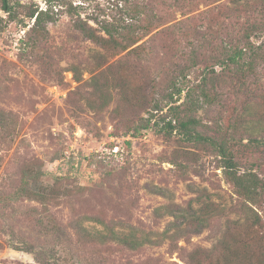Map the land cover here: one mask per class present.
Wrapping results in <instances>:
<instances>
[{
    "label": "rangeland",
    "instance_id": "1",
    "mask_svg": "<svg viewBox=\"0 0 264 264\" xmlns=\"http://www.w3.org/2000/svg\"><path fill=\"white\" fill-rule=\"evenodd\" d=\"M9 1L10 15L0 7V264H187L191 250L212 249L224 236L231 241L254 230L246 222L250 204L226 180L216 146L157 128L173 106L191 100L185 89L176 92L180 70L188 72L189 85L210 76L207 89L216 97L194 94L197 107L178 117L194 118L200 135L226 142L239 172L253 171L264 181V62L242 85L215 61L243 24L264 21V0H248L246 11L231 0H154V27L138 42L146 41L149 51L141 60L127 50L108 54L84 38L65 7L53 9L56 20L39 37L26 13L29 6L45 8V0ZM72 1L85 8L107 4ZM97 52L106 55L100 67ZM109 65L126 67L124 99L134 98L124 103L111 86L102 107L90 81ZM139 80L161 110L153 113L154 127L133 136L132 128L148 116L136 101ZM26 166L41 170L39 182L53 188L44 205L16 191ZM208 201L216 205L208 225L172 243L161 239L131 250L93 235L123 229L154 233V240L173 229L169 210L199 209ZM255 210L264 235V207Z\"/></svg>",
    "mask_w": 264,
    "mask_h": 264
},
{
    "label": "trees",
    "instance_id": "2",
    "mask_svg": "<svg viewBox=\"0 0 264 264\" xmlns=\"http://www.w3.org/2000/svg\"><path fill=\"white\" fill-rule=\"evenodd\" d=\"M154 0H107L105 6L99 3L85 8L82 1L74 3L72 0H45V8L38 6H29V11L26 16L32 20L30 29L37 33L39 37L48 35L47 23L54 22L56 15L53 9L56 7H65V13L70 17L73 28L78 31L84 38L90 40L108 54H116L118 52L127 50L132 56L141 60L149 53L145 42L138 43L153 29L155 16L153 14ZM189 2V0H186ZM237 8V11H246V4L248 0H231ZM0 7L8 15L11 14L12 5L9 0H0ZM87 9L90 11L87 12ZM59 11V10H58ZM82 13H86L82 15ZM242 33L238 36H232L225 39L218 56L215 57L216 64L221 69L228 72L229 77L235 78L236 82L244 85L251 77H256L259 62H264V21L253 23L246 22L243 24ZM252 38H259V43L252 40ZM98 61V67L106 63V55L99 52L94 54ZM102 61V62H101ZM137 67V66H134ZM73 75L75 79L79 80L80 76L73 66ZM126 67L123 65L114 66L109 65L107 68L100 70L95 74L91 81L90 87L92 93L99 96L102 102V107L109 100L107 95L109 87L118 88L120 100L128 103L133 98H129L125 93L129 87V76ZM188 72L181 71L179 76L182 78L178 81L176 92L180 94L184 89L186 90V98L191 99L188 105H175L171 108V117L167 115L163 118V126H159L157 131L166 135H171L178 132L183 139L187 141H207L217 148L220 155L223 174L228 182L231 183L234 193L241 197L251 214L246 217L247 227H254V230H248L244 234L236 233L228 240V237L221 238L216 246L212 249L195 248L191 250L188 255L187 264H264V235H259L257 228L263 225V219L255 210L264 207V181L258 177L253 171L239 172L236 163L233 160L232 151L226 142H215L208 136H202L195 130L196 120L192 117L187 119H180L178 112L183 109L189 111L197 107L194 104V94H199L203 100H213L214 95L210 94L207 89V77L203 78L194 86L185 82L187 80ZM231 79V78H230ZM233 81V79H231ZM140 82V83H139ZM137 90L140 91V97L136 100L137 103L148 111V116L143 118L139 126L132 128L131 133L137 136L142 130H147L154 127V111L161 110V105L156 99H150L145 93V81L139 80ZM145 82V83H144ZM176 85V84H174ZM0 118H4L1 113ZM157 123V122H156ZM158 124V123H157ZM156 124V126H158ZM5 126V125H3ZM41 170L33 171L26 166L21 173V182L16 190L17 193L22 194L30 199H34L46 204L53 195V188L51 185H42L39 182ZM61 180L56 177V181ZM216 205L211 202H205L202 207L195 209L188 205L185 208L176 207L169 210V214L174 218L172 223L173 229H165L160 238L156 237L154 240L149 237L155 235L154 233H147L138 235L134 230H114L110 229L108 232L96 230L93 234L96 238L101 240L114 241L126 249L137 250L143 247L146 243L157 244L161 239L168 242H174L178 237L186 233H197L208 225L209 219L214 215ZM199 211V212H198ZM198 212V213H197ZM202 216V217H201ZM87 235L93 237L88 230ZM158 235V234H157ZM156 235V236H157Z\"/></svg>",
    "mask_w": 264,
    "mask_h": 264
}]
</instances>
